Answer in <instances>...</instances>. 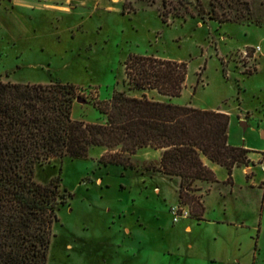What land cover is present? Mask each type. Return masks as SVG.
Listing matches in <instances>:
<instances>
[{
  "label": "rangeland",
  "instance_id": "1",
  "mask_svg": "<svg viewBox=\"0 0 264 264\" xmlns=\"http://www.w3.org/2000/svg\"><path fill=\"white\" fill-rule=\"evenodd\" d=\"M29 1L0 0L1 81L75 85L73 118L105 123L95 105L128 90L131 55L184 62L180 97H148L230 115L229 144L252 150L246 173H233V189L218 167L220 183L209 195L190 192L205 199L201 222L180 203L178 177L144 169L160 160L143 150L132 157L138 169L102 165L101 148L86 159L39 165L38 182L60 177L72 195L58 212L47 264H264V234L257 231L264 194V0H166V8L163 0H40L33 8ZM245 2L250 20L241 16L249 14ZM213 7L242 20H211ZM165 9L172 12L168 23L160 17ZM178 12L185 19L174 17ZM225 217L236 225L218 223Z\"/></svg>",
  "mask_w": 264,
  "mask_h": 264
},
{
  "label": "trees",
  "instance_id": "2",
  "mask_svg": "<svg viewBox=\"0 0 264 264\" xmlns=\"http://www.w3.org/2000/svg\"><path fill=\"white\" fill-rule=\"evenodd\" d=\"M168 4L163 0L165 8ZM244 4L249 14L241 16L250 20L249 4ZM169 11H160L165 23ZM174 17L185 19L179 12ZM209 19L242 20L221 15L215 7ZM187 74L184 62L131 55L125 67L128 90H116L109 101L95 105L105 123L73 118L75 85L0 80V264H47L58 212L72 195L60 177L38 182L36 169L55 159H86L93 148L103 149L102 165L124 169H138L132 157L139 151L160 150L159 163L144 169L178 177L180 203L190 207L191 218L205 220L202 197L190 192L201 191L197 181L218 179L202 157L223 167L232 183L234 169L252 163V150L229 144L230 115L148 97L151 92L180 97Z\"/></svg>",
  "mask_w": 264,
  "mask_h": 264
},
{
  "label": "crops",
  "instance_id": "3",
  "mask_svg": "<svg viewBox=\"0 0 264 264\" xmlns=\"http://www.w3.org/2000/svg\"><path fill=\"white\" fill-rule=\"evenodd\" d=\"M10 1H13L14 3L18 4L17 3L18 0H10ZM42 2L40 0H37V1L31 0V1H29V3L32 5V8L35 7L34 6L35 4H38V3L41 4ZM143 151H145V155L149 159H155V160L158 161L161 158V151L160 150H151L149 148H146V149H143ZM202 160H203V162H204L205 165H207L208 167H210L215 172V174L217 173L218 167L221 168V169H224L220 165H218V164L210 161L208 158H206L204 156L202 157ZM236 169H239V168H235L234 171ZM240 169H243V171L246 173V168H240ZM234 171H233V173H234ZM227 179H228V175H227ZM227 179L223 181V184L228 185V186H230L233 189V187L235 185L234 181L232 183H227ZM217 183H220V180H218V182H216V183H207V182H204V181H197L195 183V185H197L199 188L205 190V194H204V197H205V195H209L212 192L213 186L215 184H217ZM251 186H254V185L252 184ZM259 186L264 189V179L261 180ZM204 197H203L202 201H203V204H204L205 209L207 211V207H206V203H205ZM206 211H205V214H206ZM263 215H264V194H263V198H262V202H261V214H260L259 223H258V229H257V231H258V233H260V235H261V231H262V235L264 234V231H263V227H264L263 226L264 225ZM204 219H205V215H204ZM217 221H218V223L229 224V225H236L234 222L230 221L228 219V217H225V218H222V219H218ZM242 225H244V224L242 223ZM190 229H191V225H187L186 230H190ZM238 263L241 264L239 261H238Z\"/></svg>",
  "mask_w": 264,
  "mask_h": 264
},
{
  "label": "water",
  "instance_id": "4",
  "mask_svg": "<svg viewBox=\"0 0 264 264\" xmlns=\"http://www.w3.org/2000/svg\"><path fill=\"white\" fill-rule=\"evenodd\" d=\"M79 102L81 101V100H78Z\"/></svg>",
  "mask_w": 264,
  "mask_h": 264
}]
</instances>
